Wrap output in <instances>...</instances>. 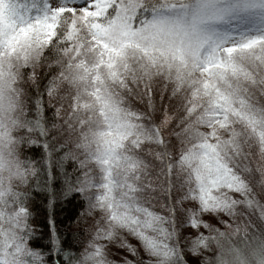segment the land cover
<instances>
[{"label": "snow or ice", "instance_id": "6c2138e0", "mask_svg": "<svg viewBox=\"0 0 264 264\" xmlns=\"http://www.w3.org/2000/svg\"><path fill=\"white\" fill-rule=\"evenodd\" d=\"M42 61L91 219L78 253L32 249L0 183V264H204L264 228V0H0V167L15 129L43 134L21 99Z\"/></svg>", "mask_w": 264, "mask_h": 264}, {"label": "trees", "instance_id": "16d2710c", "mask_svg": "<svg viewBox=\"0 0 264 264\" xmlns=\"http://www.w3.org/2000/svg\"><path fill=\"white\" fill-rule=\"evenodd\" d=\"M44 56L49 58L50 52L45 51ZM37 72L36 79L24 85L21 99L25 118L29 121L35 119L37 102H40L43 134L41 129L31 126L28 132L13 131L18 138L13 154L22 168L31 171L10 183L8 203L12 210L23 209L21 220L29 247L47 253L46 246L55 236L71 256L83 247L84 229L91 217L82 220L79 226L76 223L86 210L87 202L80 192L71 189L79 176L73 160L65 156L71 145L62 143L52 127L56 116L46 89L54 70L50 71L42 61Z\"/></svg>", "mask_w": 264, "mask_h": 264}, {"label": "clouds", "instance_id": "9594fccd", "mask_svg": "<svg viewBox=\"0 0 264 264\" xmlns=\"http://www.w3.org/2000/svg\"><path fill=\"white\" fill-rule=\"evenodd\" d=\"M13 153L14 148L11 155L9 154L7 148L3 149L4 165L3 167H0V183H2L5 187H8L11 182L20 178L19 176L13 174L14 165L17 162ZM221 230L225 233H231V229L225 228ZM245 232L248 234L244 239L240 236H234L230 240L224 239L220 241H212L209 250L201 253V257H209L204 264H214L211 257L217 245H219L221 249L222 264H239L235 253L232 251L234 246L240 248L245 258V264H257L256 257L252 253L253 250H257L260 251L261 254H264V250L259 249V245L262 241H264V228L256 227L254 230L245 229Z\"/></svg>", "mask_w": 264, "mask_h": 264}, {"label": "rangeland", "instance_id": "374dc122", "mask_svg": "<svg viewBox=\"0 0 264 264\" xmlns=\"http://www.w3.org/2000/svg\"><path fill=\"white\" fill-rule=\"evenodd\" d=\"M13 210H14V209H13ZM203 218H204L205 220H208V221L212 222V223H215V220H214V218H213L212 216L205 215ZM186 231H187V230H186ZM201 231H204V230L201 229ZM127 240H128V242L131 243L133 246H137V245H138V242H137L134 238H132V237H130V236L127 237ZM181 243H183V240H181ZM112 252H113V258H114V259H117L118 256H126V257H128L129 259H132V258H133L129 253L123 251L122 249H119V248H118L117 246H115V245L112 247ZM141 258H142V259H147V257L143 256L142 253H141ZM186 259L189 260V264H193L192 258H191L190 256H188L187 254H186Z\"/></svg>", "mask_w": 264, "mask_h": 264}]
</instances>
